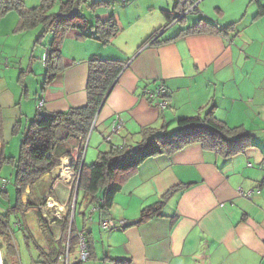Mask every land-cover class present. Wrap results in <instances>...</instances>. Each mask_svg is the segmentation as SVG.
Masks as SVG:
<instances>
[{"label":"crops","instance_id":"obj_1","mask_svg":"<svg viewBox=\"0 0 264 264\" xmlns=\"http://www.w3.org/2000/svg\"><path fill=\"white\" fill-rule=\"evenodd\" d=\"M189 1L152 0L145 8L138 3L124 22L112 14L119 31L106 45L70 30L61 47L63 68L48 86L26 98L19 89L10 90L14 86L10 83L1 86L3 144H18L13 127L19 122L20 130H25L40 100L44 113L84 106L91 58L124 63L87 140L88 145L99 144V151L103 146V151L108 150L104 138L117 115L123 118L124 125L118 137L110 138L112 144L123 140L135 145L142 128L175 130L179 120L211 108L217 120L251 137L253 147L231 158L191 145L171 156L145 161L115 196L107 215L96 213V221L80 230L74 225L77 232L86 234L91 246L93 255L86 264H115L117 260L129 264H264V16L254 19L258 7L251 0H229L223 5L220 0L211 13L199 9L205 0ZM189 7H196L198 13L189 12ZM109 8L91 11L88 19L106 20L111 15ZM181 9L188 12L185 27L200 19L219 28L238 25L227 34L179 37L185 27L173 24L161 32L156 43L139 49L146 38L166 25L164 12L177 14ZM14 13L0 16V45L20 38L17 48L21 49L27 37L30 68L39 53L30 45L32 34L14 33L18 22ZM45 38L49 46L51 35ZM161 84L168 92L163 111L147 98L149 91ZM85 145L79 138L68 144L69 157L61 163L69 170L60 175L62 169L58 167L27 191L34 203L49 200V205L53 204L52 209L48 208L49 216L61 221L69 214L70 195L76 183L71 175L74 165L86 163ZM172 188L180 191L169 196L158 216L148 218L162 195ZM239 190L254 193L246 199L238 195ZM24 214L19 222L28 232ZM106 219L123 225L103 230L100 222ZM49 227L59 230L61 225L49 221ZM42 242L45 244L44 238Z\"/></svg>","mask_w":264,"mask_h":264},{"label":"trees","instance_id":"obj_2","mask_svg":"<svg viewBox=\"0 0 264 264\" xmlns=\"http://www.w3.org/2000/svg\"><path fill=\"white\" fill-rule=\"evenodd\" d=\"M117 2V0H115ZM129 0L123 6L129 4ZM189 2V0H184ZM78 4L75 15L71 18H64L73 8L74 3ZM40 0L34 7H27L24 0H0V16H5L9 12H15L18 16L17 26L14 33L33 31L41 27L42 33L36 40L40 44L43 38L51 35L47 51V59L44 63V75L42 88L48 86L61 71L62 54L61 47L65 35L70 30H76L80 37L92 39L106 45L118 33V27L114 15H110L106 20L100 21L97 18L88 19L80 9L86 5L88 11H93L100 7H108L112 3L106 0ZM119 3V2H117ZM178 3V2H177ZM258 7L254 17L264 16V4L260 0H251ZM193 3H191L192 5ZM122 5V4H121ZM187 8V7H186ZM174 10L176 9L173 8ZM194 13H198L196 7ZM188 12L181 9L180 13L174 14L173 11L164 12L166 25L154 31L146 38L139 49L157 42L159 35L170 25L179 24L185 27V18ZM238 23H232L226 27L219 28L217 25L200 19L198 22L180 30L179 37L194 34H227L233 32ZM124 69V63L120 60H102L91 58L88 61V79L86 86L87 102L79 108H71L60 113H44L37 110L36 115L30 121L28 127L22 132V138L18 147L17 159L5 157L3 155L4 144L1 138L2 116L0 111V170L4 165H10L14 169L13 186L16 190V201L4 214H0V236L7 240L8 250H13L12 240L8 235L9 219L11 214H24L29 209L35 210L38 228L46 243L55 240L49 227V221L61 225V233L57 239L58 250L47 253L40 251L43 264H56L63 254V246L69 237V255L77 250V230L74 222L70 225L71 205L74 204L73 220L78 205V195L82 194L81 204L88 210L93 207L97 213L107 215L113 207L115 196L122 190L123 186L137 173L139 167L147 160L157 156H171L191 145H200L203 149L213 152L224 158L244 153L253 147L251 137L239 129H231L220 122L214 116L213 108L207 112H200L195 117L181 119L177 122V128L168 131L166 128L155 129L152 127L142 128L139 133V141L135 145L126 144L122 140L119 144H109L107 151H98L96 160L86 166L84 162H77L74 165V173L78 175L75 186L70 195L69 214L64 221L50 216H44L42 208L45 207L44 199L34 203L29 198L27 203L23 202V192L31 190V187L44 175L50 174L60 166L63 158L69 157L66 146L76 139L86 142L92 131L95 129L96 117L100 107L105 102L106 95L115 85ZM21 84V78L19 79ZM22 95L26 97V87L22 86ZM20 131L19 122L12 130L13 136ZM113 136V135H112ZM111 136V137H112ZM115 136H119L115 135ZM114 136V137H115ZM180 191L179 188H172L161 197L158 207L153 210L148 218L158 216L162 206L165 205L169 196ZM76 198L74 201V196ZM46 215V214H45ZM83 218L86 214H82ZM25 239H31L27 231L23 229V224L19 222ZM90 250L91 246L87 236L82 232ZM37 247V246H36ZM0 253L2 264H8L2 255V244L0 242ZM52 255H54L52 257ZM115 264H129L122 260L114 261ZM37 264V263H35ZM74 264H80L75 262Z\"/></svg>","mask_w":264,"mask_h":264},{"label":"rangeland","instance_id":"obj_3","mask_svg":"<svg viewBox=\"0 0 264 264\" xmlns=\"http://www.w3.org/2000/svg\"><path fill=\"white\" fill-rule=\"evenodd\" d=\"M93 1L97 0H90L87 5L92 3ZM111 2L110 5V11L108 13L114 14L118 19L121 18V21H127L130 19V16L133 14L135 10V6L140 3L141 6L146 7V5L152 1V0H132L131 3L127 6H123L120 3H117L115 0H106ZM143 1V2H142ZM154 1V0H153ZM220 0H205L202 5H199V9L201 11H205L206 13H211L213 10V7L216 5L215 3H218ZM264 1V0H261ZM27 7H34L39 4L40 0H24ZM221 5L223 4H229V0H221ZM85 16L90 17L91 13L88 11L86 5H82L80 8ZM246 12V11H245ZM214 13V12H213ZM212 13V14H213ZM16 14V13H14ZM244 14V11L241 13V15ZM192 16V15H191ZM249 13L247 14L248 18ZM244 18V16H243ZM42 28L34 29L33 31H29L23 34H32L30 45L36 49V52L39 53V55H36L33 58V62L30 64L29 68V55H27V37L23 38L21 49L18 47L17 43L19 42L20 38L15 39H8L4 42L5 45H0V51L3 52V55H0V73H2L0 77V89L1 86L4 84H12L14 85L13 88L9 87L10 90L14 91L15 89L19 92L21 91L22 94V86L26 87V94L28 95H34L36 93H39L42 84H43V75H44V63L41 61V54H45L46 49L48 48L47 44L49 42V39L43 38L40 44H35L36 40L39 38L40 34L42 33ZM35 55V54H34ZM21 66V68H20ZM14 69V70H13ZM13 70L11 73H8L9 71ZM6 72V73H4ZM21 78V84L19 85V79ZM19 86V88H18ZM23 98H26L22 95ZM24 131L23 128L19 131V133L15 136V138H18V144L15 143V141L9 142L6 141L4 144L3 150L6 151L3 155L5 157H13L17 159L18 156V147L20 144V140L22 138V132ZM173 131V130H170ZM96 132V131H94ZM98 145H88V141H86V145L83 148V153H86L88 149V156L86 158V166H90L97 158L98 154ZM88 146V147H87ZM104 149V146L103 148ZM100 149V151H103ZM106 149V148H105ZM14 152V154H13ZM13 177H14V169L10 165H4L0 170V214L4 215L6 211L14 206V203L16 201V190L13 186ZM2 184H6L5 188L2 189ZM5 192H2V191ZM28 191V190H27ZM23 192V202L27 203L28 200V192ZM72 194V193H71ZM82 201V194L79 193L78 195V205L77 209L75 211V217H74V225L75 227L80 230L84 225H89L88 221V214L89 210L87 212V209L84 207V205L81 204ZM46 203H49V200H46L44 205ZM70 203V202H69ZM69 205V204H68ZM50 207V205H49ZM53 208V207H51ZM48 207L46 209H43V214H46L48 219L50 220V216L48 213ZM85 213L86 217L83 218L82 214ZM98 215H93L92 220L95 222ZM24 223L26 224L28 228V232L31 235V239H25L23 237L21 229H19V221L22 220V217L20 214H11L9 219V229L8 235L10 236L12 240L13 250H8L7 248V240L5 237L0 236V242L2 244V255L7 260L8 264H43V258L39 255L40 251L47 253L48 251H57L59 248V244L57 243V237L61 233V227H59L57 230L56 228H50L55 240L51 241L49 244L42 242V235L38 228L37 219L35 216V210L29 209L24 215ZM73 219V218H72ZM86 220V221H85ZM92 221V222H93ZM51 222V220H50ZM57 224V223H56ZM16 225V226H14ZM58 225V224H57ZM57 238V239H56ZM37 246V247H36ZM54 255H52L53 257ZM77 251L75 250L70 254V264H74L77 262ZM103 260V259H102ZM86 264V263H83Z\"/></svg>","mask_w":264,"mask_h":264},{"label":"built area","instance_id":"obj_4","mask_svg":"<svg viewBox=\"0 0 264 264\" xmlns=\"http://www.w3.org/2000/svg\"><path fill=\"white\" fill-rule=\"evenodd\" d=\"M128 1L129 0H117V2H119L122 5L127 3ZM192 9H193V7L188 8V10H192ZM46 59H47V51H45V54H43L41 61L43 63H45ZM167 95H168L167 89L161 84V85H158L155 90L149 91V93L147 94V98L149 101L154 102V106L156 108L163 111L167 108V100H166ZM42 108H43V101L40 100L37 104V110L41 111ZM123 125H124L123 118H121L119 115L115 116L113 121H112V124L109 128V138H107L108 142L110 141V138L112 135L115 136L121 132ZM59 169H62V170H59L60 175L62 174L63 170H65V169L69 170V168H65L62 163L60 164ZM71 175H72V177H74L75 181L78 180L77 174H75L73 172ZM5 186H6V184H2V186H1L2 189H4ZM253 193H254V191H247V192H243L242 190L238 191V195L241 196L242 198H246V199L251 198ZM47 207L52 209L51 207H53V204L49 207V203H46L45 207L42 208V211H43V209H45ZM96 213H97V211L93 207H91L89 209L88 221L90 223L92 222V216L95 215ZM44 216H46V215L44 214ZM72 218H73V211L71 210L70 225H71V222L73 221ZM122 225H123L122 222H113V221L108 220V219L102 220L100 222V227L103 230H113V229L118 228ZM69 235H70V233H69ZM69 235H68L67 242L63 246L64 252L60 256V258L58 259L56 264H70V255H69V237L70 236ZM76 235H77V239H78L77 250H76L77 254H78L77 262H79L80 264H83V263H86L87 261H89L90 250H89V247L87 245V241L85 239L84 234L82 232H78Z\"/></svg>","mask_w":264,"mask_h":264},{"label":"water","instance_id":"obj_5","mask_svg":"<svg viewBox=\"0 0 264 264\" xmlns=\"http://www.w3.org/2000/svg\"><path fill=\"white\" fill-rule=\"evenodd\" d=\"M77 9H78V4H77V2H76V3H74L71 12H70L69 14L65 15L64 18H71V17H73V16L75 15ZM110 90H111V89H110ZM110 90H109V92H110ZM109 92H108V94H109ZM108 94L106 95V98H107ZM106 98H105V99H106ZM103 103H104V102H103ZM102 106H103V105H102ZM102 106H101V107H102ZM101 107H100V109H101ZM100 109H99V111H100ZM98 113H99V112H98ZM60 164H61V162H60ZM75 198H76V193H75V196H74V201H75ZM73 209H74V204H72V211H73Z\"/></svg>","mask_w":264,"mask_h":264},{"label":"bare ground","instance_id":"obj_6","mask_svg":"<svg viewBox=\"0 0 264 264\" xmlns=\"http://www.w3.org/2000/svg\"><path fill=\"white\" fill-rule=\"evenodd\" d=\"M192 11H193V9H192V10H189V12H192ZM0 264H2V263H1V259H0Z\"/></svg>","mask_w":264,"mask_h":264},{"label":"flooded vegetation","instance_id":"obj_7","mask_svg":"<svg viewBox=\"0 0 264 264\" xmlns=\"http://www.w3.org/2000/svg\"><path fill=\"white\" fill-rule=\"evenodd\" d=\"M0 259H1V263H2V258H1V255H0Z\"/></svg>","mask_w":264,"mask_h":264}]
</instances>
